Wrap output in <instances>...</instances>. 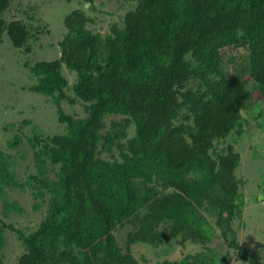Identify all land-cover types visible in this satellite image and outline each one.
Instances as JSON below:
<instances>
[{"label": "trees", "instance_id": "16d2710c", "mask_svg": "<svg viewBox=\"0 0 264 264\" xmlns=\"http://www.w3.org/2000/svg\"><path fill=\"white\" fill-rule=\"evenodd\" d=\"M127 1L133 8L121 26L112 24L104 35L89 29L92 20L82 9L70 11L56 39L58 57L23 65L35 80L29 89L51 100L66 133L36 138L38 162L57 167L56 180L42 184L39 192L49 198L33 231L24 234L0 220V252L9 229L23 247L15 264H147L144 256L120 252L112 233L126 224L128 247L138 243L163 256L150 264H230L228 250L243 264H264L238 246L231 227L239 207L233 175L239 155L231 145L213 151L215 142L238 133L253 91L264 96V0ZM11 2L0 0V44L6 35L12 48L27 52L29 27L4 19ZM62 67L74 73L71 84ZM191 80L200 88H185ZM69 87L76 101L65 94ZM75 102L83 105L81 119L60 106ZM112 115L133 126L119 162L97 159L99 142L101 150L110 149L120 137L121 126L101 135ZM1 158L5 183L10 164ZM160 224L165 228L157 234ZM214 231L223 254L202 245ZM163 240L202 248L169 260Z\"/></svg>", "mask_w": 264, "mask_h": 264}, {"label": "rangeland", "instance_id": "374dc122", "mask_svg": "<svg viewBox=\"0 0 264 264\" xmlns=\"http://www.w3.org/2000/svg\"><path fill=\"white\" fill-rule=\"evenodd\" d=\"M61 1L12 0L4 13L5 21L21 20L32 34V39L27 42V52L24 48H12L6 35L2 36L0 44V155L1 162L10 164L11 174L5 183H0V220L24 234L33 231L44 216L49 195L39 191L44 189L42 184L56 180L57 173V167L51 166L45 158L38 162L40 146L35 144V140L65 134L66 129L57 122L51 100L29 89L35 85V80L23 65H32L36 61H52L58 57L56 39L59 40L60 32H64L62 19L70 11L82 9L92 20L89 29L93 33L104 35L112 24L120 27L124 14L133 8V4L127 0H92L91 5L80 0L78 4L81 7L75 0L64 5L60 4ZM49 29L53 32L51 36L48 35ZM186 60L194 62L189 57ZM61 74L68 84L74 81V73L68 72L64 67L61 68ZM251 86L252 83L249 82L248 89ZM185 88L197 90L200 84L191 80ZM65 94L75 100L70 87L65 90ZM253 96L255 100L250 105V110L241 113L238 133H231L215 142L213 151L224 153L226 146L231 145L233 151L239 155V163L233 174L239 207L231 227L238 246L249 256L264 262V96H259L256 91H253ZM60 106L65 115L74 119L84 117L80 102H75L72 106L62 103ZM182 114H186V111L182 110ZM124 120L125 117L115 115L104 118L101 135L112 134L118 126H121V134L110 149L101 150L102 142H99L98 160L120 161V151L126 150L133 134V126L124 124ZM179 121L178 116L173 123L177 124ZM188 177L194 178L195 175L189 174ZM152 183L153 180L148 182L151 186ZM206 219L212 225V220L209 217ZM162 225L157 226V234H162L165 228ZM128 227L126 224L120 225L112 233L121 253L130 250L135 259L140 256L147 258V264L163 259L160 255L154 257L152 249H147L145 245L134 243L128 247ZM3 237L5 243L0 252L1 259L4 264H15L17 257L23 252V247L15 232L5 229ZM221 242L214 231L202 245L223 254L225 248ZM162 244L171 250L166 256L169 260L179 259L188 253L193 254L202 248L197 244L174 246L171 240H163ZM227 252L230 264H243L236 250ZM79 257V252L73 255L74 260Z\"/></svg>", "mask_w": 264, "mask_h": 264}]
</instances>
